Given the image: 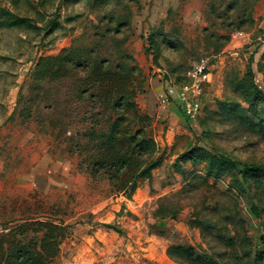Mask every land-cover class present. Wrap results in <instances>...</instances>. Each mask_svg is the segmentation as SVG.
Returning <instances> with one entry per match:
<instances>
[{
  "label": "rangeland",
  "instance_id": "1",
  "mask_svg": "<svg viewBox=\"0 0 264 264\" xmlns=\"http://www.w3.org/2000/svg\"><path fill=\"white\" fill-rule=\"evenodd\" d=\"M201 56L213 84L190 121L159 97ZM89 62L153 142L125 189L75 146L107 124L78 87ZM259 90L264 0H0V264L43 238L51 264H261L264 174L234 164L264 167Z\"/></svg>",
  "mask_w": 264,
  "mask_h": 264
},
{
  "label": "trees",
  "instance_id": "2",
  "mask_svg": "<svg viewBox=\"0 0 264 264\" xmlns=\"http://www.w3.org/2000/svg\"><path fill=\"white\" fill-rule=\"evenodd\" d=\"M24 20V18L20 19V21ZM73 60V55L71 57H60L57 55L50 58L48 63L53 64L54 62H61L72 66ZM91 64V62L87 64V66H89L88 72L85 79L79 80L78 87L82 93L91 91L92 93L94 92L93 94H96L95 97H92L93 102L91 103V108H101V111L107 112V124L106 128L99 129V124L103 123L102 114L100 121L99 116H91L93 125L85 129L83 134L84 141L81 142L77 140L75 146H77V151L82 154L84 152L89 154L93 152L96 156V159L91 161L92 165L89 169L93 177L98 175L96 172L102 171V174L107 176L111 182L125 189L129 185H132V179L141 172V168L145 164L144 156H147L149 153L153 142L145 139L142 134L143 129L137 126L141 118L134 103L127 100L123 95H119V97H111L109 95V97H106L105 94V97H101L103 91L112 84L108 81L104 71L95 72L93 70L94 68L90 67ZM185 80L186 75L185 79L179 83ZM84 85L88 90L84 89ZM119 86V84H116L113 88H119ZM259 92L264 96V91L259 90ZM206 95H208L207 89L204 90L203 97ZM52 102L53 107L54 105L56 107V103H54L56 101L53 100ZM203 109L204 104L202 113ZM201 115L198 118H200ZM55 119L59 121L61 126L65 124L62 119L60 120L58 117ZM86 120L87 117H85L84 122H86ZM234 164L242 166L245 172H260L264 174V167L261 165ZM50 245L51 244L43 238L39 243L34 242L30 248L21 246L17 249L21 257L16 258V261L14 260L13 262L10 259L8 262L11 261L10 264H51L49 260L45 259V255L43 254L48 250L47 248H49ZM262 257L263 253L258 256L260 263Z\"/></svg>",
  "mask_w": 264,
  "mask_h": 264
},
{
  "label": "built area",
  "instance_id": "3",
  "mask_svg": "<svg viewBox=\"0 0 264 264\" xmlns=\"http://www.w3.org/2000/svg\"><path fill=\"white\" fill-rule=\"evenodd\" d=\"M241 34V31H234L232 37ZM212 70L209 56H201L192 61L186 72V80L182 83H167L159 103L165 104L169 99H175L186 118L195 121L202 113L204 90L213 84ZM261 264H264V253Z\"/></svg>",
  "mask_w": 264,
  "mask_h": 264
}]
</instances>
